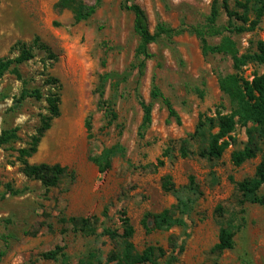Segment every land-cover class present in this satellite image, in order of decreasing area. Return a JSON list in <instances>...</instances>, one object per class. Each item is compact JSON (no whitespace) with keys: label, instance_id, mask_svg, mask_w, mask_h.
I'll return each instance as SVG.
<instances>
[{"label":"rangeland","instance_id":"obj_1","mask_svg":"<svg viewBox=\"0 0 264 264\" xmlns=\"http://www.w3.org/2000/svg\"><path fill=\"white\" fill-rule=\"evenodd\" d=\"M83 1L88 5L97 2ZM218 1L219 26L227 27L226 0ZM227 1L234 10L236 0ZM57 2L0 0V59H15L20 54L18 44L32 45L36 38L59 58L49 61L44 51L34 47L32 61L0 80V136L11 129H17L19 136L0 147V253L6 252L0 264H61L43 258L57 247L64 248L71 264H79L92 251L100 253L98 264H106L112 253L122 252V245L101 233L105 228L123 233L124 218L135 229L133 243L138 252L148 246L166 250L158 264H264V205L247 202L239 190L240 183L255 176L264 156V140L256 127L238 126L220 159H202L197 146L189 158L180 156L182 140L194 133L202 115L232 113V103L219 85L220 77L234 73L232 59L204 56L198 38L185 33L171 42L150 46L154 58L147 62L142 77L132 69L140 38L135 32V15L123 6H139L154 33L160 24L205 27L213 0H101L95 15L81 23L71 11L56 10ZM226 36L234 40L240 54L254 51L256 42L264 41V18L255 32ZM208 41L218 45L222 37H208ZM113 72L130 76L118 92L107 86L106 99L115 103L119 116L108 126L97 88L100 77ZM46 74L62 84L61 115L29 164L61 165L76 174L74 182L66 179L51 189L29 179L19 161V150L27 148L48 111L44 100L17 101L25 88L38 89L46 96L50 91ZM241 74L252 81L264 74V66L250 64ZM154 84L172 102L181 125L169 119L161 101L152 99ZM138 96L153 107L152 125L143 140L138 136L143 119ZM88 121L93 139L88 137ZM250 138L258 147V157L236 167L232 154L243 150ZM118 143L125 148V157L116 159L112 169L101 174L91 156ZM159 161L164 167L157 168ZM167 177L193 198V211L185 217V227L147 233L144 216L162 213L177 202L163 190ZM191 178L197 195L190 193ZM260 195L264 196V188ZM71 217H97L98 235L86 237L60 223ZM228 224L235 228L234 248L215 252L220 230Z\"/></svg>","mask_w":264,"mask_h":264},{"label":"trees","instance_id":"obj_2","mask_svg":"<svg viewBox=\"0 0 264 264\" xmlns=\"http://www.w3.org/2000/svg\"><path fill=\"white\" fill-rule=\"evenodd\" d=\"M101 0H97L95 5H88L83 0H58L55 8L59 12L69 10L73 13L77 23L89 21L97 12ZM123 8L135 15V32L140 38V43L135 54V64L133 70H138L139 76L145 74L146 64L154 58L150 51L152 44L161 42H171L173 39L190 33L195 35L201 44V50L204 56L224 55L229 56L233 62L234 73L222 76L219 79V85L222 93L230 99L233 111L230 114L223 115L218 113L216 117L202 115L194 133L190 134L181 142L180 156L187 159L192 155L191 149L198 147V156L202 159H220L228 150L230 143L228 139L234 133L238 126L248 128L255 126V132L264 140V74L256 76L252 81L246 79L241 71L250 64L264 66V41H258L255 44V50L240 54L236 43L226 33L244 34L255 32L264 18V0H236L235 9H230L228 1L223 2V8L227 11L230 19L227 27L219 26L221 17V7L218 0H213L211 14L207 24L203 28H189L181 25L178 28H171L165 24L158 25L156 31L152 33L147 24V18L144 11L137 5H125ZM222 37L218 45H211L208 37ZM19 56L15 59H0V80L6 74L16 72L18 66L23 65L35 58L34 47L44 51L48 55L49 61L58 62V56L52 49L39 38L33 41L32 45L19 43ZM46 85L50 87L49 93L45 96L40 90L22 91L17 104H21L27 99L45 101L47 103L48 114L41 119V125L27 148L19 150V161L23 166V173L33 180L40 181L47 189L58 188L64 180L75 181V172L68 167L61 165H30L29 159L33 158L45 137L46 133L52 128L53 122L61 115V90L60 80L51 74H46ZM130 74L107 73L99 79L97 93L99 94V107L105 112L108 120V126H112L118 121L119 116L116 111L115 103L106 99L107 86L110 84L114 92H118L122 83L126 82ZM154 100L161 101L166 107L169 119H173L178 125H181V118L174 108L172 102L167 98L160 88L154 84L151 92ZM143 111L142 123L139 127L138 136L144 139L147 131L152 125L153 107L143 101L138 96ZM89 139H93L91 134V123L87 122ZM248 134H252L249 130ZM19 139L18 130H4L0 136V147L9 145ZM258 147L254 144L252 138L248 145L241 151L232 154V162L236 167L254 160L258 157ZM126 150L121 144H116L110 148L104 149L99 155L91 156V161L98 168L101 174L110 171L113 163L118 158L125 157ZM165 163L159 161L157 168L164 167ZM194 178H191L190 193L198 194V188L195 187ZM264 188V156L256 169L255 176L239 184V190L245 200L252 204L264 205V196L260 195ZM165 193L173 194L176 197V204L170 209L164 210L159 214H146L142 221L143 227L147 233L154 231H170L176 227H185V217L193 211V198L182 189H177L172 182L171 177L165 178L163 182ZM18 195L19 192H13ZM108 208L103 216H107ZM123 233L109 228L103 229L102 237H108L113 241H118L122 245L120 254L112 253L106 264H158V261L165 258L167 252L159 246H148L142 253L138 252L133 243L135 229L129 218L123 220ZM98 218H63L60 223L69 225L74 232L81 233L86 237L98 235ZM152 225V226H150ZM62 233H66L63 230ZM235 228L232 224L223 226L219 234V242L214 247L215 252H224L232 250L235 245ZM6 255V252L0 253V260ZM45 260L59 261L61 264H71L70 257L65 253L64 248L57 247L43 255ZM100 253L92 251L88 256L81 260L79 264H98Z\"/></svg>","mask_w":264,"mask_h":264}]
</instances>
